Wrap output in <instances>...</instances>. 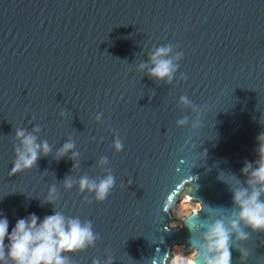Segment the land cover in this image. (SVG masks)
<instances>
[{
    "label": "water",
    "instance_id": "obj_1",
    "mask_svg": "<svg viewBox=\"0 0 264 264\" xmlns=\"http://www.w3.org/2000/svg\"><path fill=\"white\" fill-rule=\"evenodd\" d=\"M168 44L183 53L171 83L138 68ZM37 125L52 152L13 172L15 130ZM262 132L264 0H0V218L9 233L54 207L90 221L100 239L66 254L70 264H174V245L185 243L179 254H187L209 223L229 222L230 186L246 180L241 169L258 159ZM69 138L74 169L56 157ZM101 157L115 178L105 201L78 184L64 188L66 176L103 178ZM52 185L54 206L42 203ZM182 195L202 208L173 215ZM195 223L200 232L189 230ZM245 231L247 241L233 240L232 264H242L241 248L246 264H264V231Z\"/></svg>",
    "mask_w": 264,
    "mask_h": 264
},
{
    "label": "clouds",
    "instance_id": "obj_2",
    "mask_svg": "<svg viewBox=\"0 0 264 264\" xmlns=\"http://www.w3.org/2000/svg\"><path fill=\"white\" fill-rule=\"evenodd\" d=\"M182 57L183 53L174 52L173 45L168 44L155 48L148 61L141 63L138 68L140 71L146 69L147 75L156 81L171 83ZM179 102L185 106L191 104L187 96H181ZM64 115V112L60 113V116ZM102 115L97 114L95 120L100 122ZM186 122V119H181L177 124L184 125ZM40 131L39 125L32 127L31 131L27 128L15 130L14 137L18 143L14 145L13 172L31 170L37 166L41 157H47L52 152L46 140L38 142ZM257 143L258 159L254 163L246 161L241 169L246 180L234 188L229 185L233 201L229 222L219 218L207 225L200 233V242L193 248L188 264H232L233 240L247 241L249 233L245 229L251 232L264 231V132L257 137ZM112 147L116 152L123 150L118 135L114 137ZM56 157L57 160L67 157L73 162V169L78 167L76 161L79 153L75 151V142L69 138L57 150ZM107 164L106 157H101L98 161V166L105 168L107 173L103 178L93 179L83 175L74 180L71 176H66L63 180L64 188L70 190L74 184H78L81 193L94 194L96 201H105L115 185V178L111 170L107 169ZM58 198L57 187L52 185L42 203L54 206ZM170 225L177 227L175 223ZM202 227L201 223L188 226L191 232H200ZM99 239L90 221L67 217L56 211L55 207L54 214L47 215L42 220L34 213L18 219L10 233L8 219L0 218V264H70L66 254L85 251ZM237 250L242 264H246L248 252L242 248ZM92 264H100V261L93 259ZM105 264H112L111 257Z\"/></svg>",
    "mask_w": 264,
    "mask_h": 264
},
{
    "label": "rangeland",
    "instance_id": "obj_3",
    "mask_svg": "<svg viewBox=\"0 0 264 264\" xmlns=\"http://www.w3.org/2000/svg\"><path fill=\"white\" fill-rule=\"evenodd\" d=\"M199 203V204H198ZM200 206L202 208V204L194 200L186 195H182L181 199L178 203L171 207V211L173 215H184L191 213L194 209H197ZM175 223L176 226L182 225L181 221L178 219H173L170 224ZM186 247V244H176L172 247V252L174 255L171 257L170 261L174 260V264H188V261L192 257V250L187 252V254L181 255L179 254ZM190 256V258H189Z\"/></svg>",
    "mask_w": 264,
    "mask_h": 264
},
{
    "label": "bare ground",
    "instance_id": "obj_4",
    "mask_svg": "<svg viewBox=\"0 0 264 264\" xmlns=\"http://www.w3.org/2000/svg\"><path fill=\"white\" fill-rule=\"evenodd\" d=\"M199 204V203H198ZM197 209H200V206H198V208ZM189 258H190V256H189Z\"/></svg>",
    "mask_w": 264,
    "mask_h": 264
}]
</instances>
